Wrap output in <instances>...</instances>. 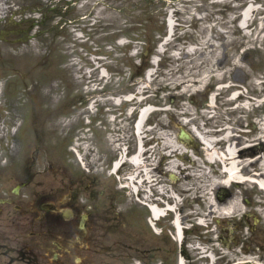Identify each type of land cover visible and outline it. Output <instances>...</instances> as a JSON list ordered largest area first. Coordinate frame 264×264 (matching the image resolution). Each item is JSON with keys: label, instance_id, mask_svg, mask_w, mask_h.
I'll return each instance as SVG.
<instances>
[{"label": "rangeland", "instance_id": "1", "mask_svg": "<svg viewBox=\"0 0 264 264\" xmlns=\"http://www.w3.org/2000/svg\"><path fill=\"white\" fill-rule=\"evenodd\" d=\"M247 3L254 5L251 32L236 21ZM259 21L262 28L257 26ZM263 34L264 0H0V225L7 213L10 234L28 227L29 219L34 221L31 228H36L39 202L44 199L78 193L83 202L85 154L95 168L102 152L114 157L123 146L129 148L133 118L140 107L154 104L158 108L144 126L151 156L154 164L162 157V166L169 172L162 176L167 180L164 194H179L178 207L190 228H185L180 243L169 227L162 238L166 251L160 253L167 255L163 262L177 264L182 254L185 264H237L241 259L264 264V217L256 204L264 196L250 184L248 190L247 185L230 187L247 204L244 213L228 218L209 206L210 196L216 199L218 188L211 179L218 168L209 165L204 155L197 157L200 163L193 166L194 176H183L178 159L177 171L169 169L170 158L177 157L172 153H177L173 144L178 143L183 102L186 112L182 114L191 118L188 124L196 123L214 135L217 126L210 122L214 110L192 103L194 94L197 105L207 101L202 93L214 73L218 82L230 84L234 71L242 72L244 91L256 93L259 55L264 58ZM144 64L149 71L142 75ZM124 95L131 96L125 99ZM253 106L250 116L256 119ZM235 112L228 114V124ZM251 130L242 140L255 137L254 127ZM189 164L183 160L182 165ZM152 175L158 181V175ZM125 176L114 179L120 185ZM16 186L18 194H14ZM114 188L126 215L133 192ZM151 189L155 195L157 187ZM7 195L14 196L13 203L2 202ZM14 203L21 206L16 208ZM199 217L203 220L198 223ZM114 225L109 242L91 243L86 256H100L105 264L156 260V256H133L129 223L120 220ZM0 233L4 236V229Z\"/></svg>", "mask_w": 264, "mask_h": 264}, {"label": "flooded vegetation", "instance_id": "2", "mask_svg": "<svg viewBox=\"0 0 264 264\" xmlns=\"http://www.w3.org/2000/svg\"><path fill=\"white\" fill-rule=\"evenodd\" d=\"M260 75V88L257 92L259 99L258 110L261 117H264V58L259 55L258 65ZM213 84L212 87H214ZM247 97L241 95L237 101L231 98V92L220 93L215 98V112L217 113L218 123H224L228 114H231L236 103H245ZM244 122L241 123V126ZM130 142L135 143L130 137ZM182 142V141H181ZM187 145L185 142L181 143ZM199 149H193L192 154L199 153ZM100 154V153H99ZM190 160V157H187ZM112 157L102 152L98 156V166L91 167L89 156L85 157V171L83 173V202L78 201V193L75 195L65 196L63 199L43 200V202H53L52 209L45 210L42 208V216L47 212H52L53 217L50 225L46 230L37 231L35 229L21 230L10 234L8 231L9 217L4 213V236L0 233V264H105L99 260L100 256H85L83 251L89 250L88 243L93 245L109 242L110 231L115 227L114 222L119 223L120 220L127 215L129 219V245L133 256H163L165 244L162 238L165 237V231L171 218L163 217L154 220L155 226L158 228L157 233L147 227V218L151 217L150 213H146L143 201L146 196L145 192L134 195L133 202L129 206L127 214H123L119 202V194L115 190V182L110 176V168L112 166ZM100 165V166H99ZM192 165V163L190 164ZM126 168L124 169V171ZM190 170H187L189 172ZM184 172V171H183ZM185 173V172H184ZM189 176V175H188ZM79 192V191H78ZM139 199V200H137ZM5 203H13V197L4 198ZM42 207V206H41ZM65 214H70L67 218ZM119 219V221H117ZM30 222L33 224L32 220ZM83 223V226L81 224ZM78 226L83 237L75 236L78 242L81 238L84 242L77 245L73 243V229ZM107 226V227H105ZM108 230V231H107ZM101 233H98L100 232ZM49 232L57 233V237L50 238L48 246L44 244L45 235ZM153 237L155 244H153ZM42 248H48L52 251L51 256H39V245ZM80 253V254H79ZM140 253V254H137ZM79 254V255H78ZM96 257V260H95ZM102 258V257H101ZM103 259V258H102Z\"/></svg>", "mask_w": 264, "mask_h": 264}, {"label": "bare ground", "instance_id": "3", "mask_svg": "<svg viewBox=\"0 0 264 264\" xmlns=\"http://www.w3.org/2000/svg\"><path fill=\"white\" fill-rule=\"evenodd\" d=\"M254 9V6L252 4H248V6L245 8L243 12V18L241 20V25L243 27L247 26L248 20L250 19L251 12ZM218 73H214L213 75H217ZM1 90V89H0ZM237 91H234L232 93L233 96H236ZM182 96V95H180ZM217 97V96H216ZM129 98V97H128ZM185 110L184 105L182 106ZM151 107H145L141 109L139 120L135 125L136 132L138 133V138L140 139V142H143L142 138V125L146 118V116L151 112ZM255 127H256V136L253 139H260L262 143L255 145V150H259V153H257L252 159H248L247 154L249 152L248 149H250V146L246 143V141H242L241 144L237 145L236 142H233L232 140V134L230 130L223 131L224 139L226 140L224 145L222 146V149L217 147V140L214 136L209 135L208 133H205L204 131L199 130L198 127L193 126L194 130L198 136V138L201 139V141L204 144L205 147V159L207 161H216L217 159L224 160V166L221 172L217 171L214 178H210L212 180L211 185L215 186V188H218L220 186H227L234 184V181L245 183L250 180H254L257 182L260 186L264 187V119L261 120V118H256L255 120ZM175 148L173 150H178L180 145L173 144ZM145 147L141 145L140 149H138L137 152L131 154L129 157H125L124 151L120 154V156L117 158L118 160L114 163V168L117 169L120 164L126 159L129 161L132 165V171L127 175L126 179V186L130 189L136 190L138 185L137 177L142 180L146 184V186H149L152 179V168L150 167L148 162V159H146V156L144 155ZM183 148L179 149L182 150ZM174 156V154L172 153ZM177 155V154H176ZM176 160L177 158L171 157L169 160V169L176 172ZM253 169V173H250ZM247 173L249 175H247ZM173 178H176L175 174H172ZM222 178H219V177ZM152 179V180H151ZM245 181V182H244ZM256 185V183H254ZM236 186H239L240 184L236 183ZM220 201L215 199L213 196H210V204L212 210L218 211L221 215H224L225 217H237L239 214H241L242 209L244 208V203L239 199V196L237 193H233L231 198H229L227 201H223L222 203H219ZM179 203V199L176 196H174V200L172 203L167 204V209H173L174 214V221L175 224V238L179 239L182 237V230L184 225V214L179 213L177 209V205ZM151 211L153 215L160 216L164 210V208H159L156 204H150ZM261 213L264 217V209L261 208ZM203 220V218H201ZM211 256V253H209ZM213 256V254H212ZM178 264H185V261L183 257L179 258ZM263 264V263H259Z\"/></svg>", "mask_w": 264, "mask_h": 264}]
</instances>
